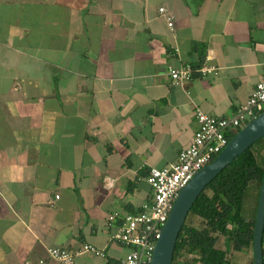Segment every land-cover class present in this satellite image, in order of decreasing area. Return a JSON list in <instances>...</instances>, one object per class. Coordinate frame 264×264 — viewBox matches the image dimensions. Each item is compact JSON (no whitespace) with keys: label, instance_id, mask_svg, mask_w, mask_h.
I'll use <instances>...</instances> for the list:
<instances>
[{"label":"crops","instance_id":"0c3cea01","mask_svg":"<svg viewBox=\"0 0 264 264\" xmlns=\"http://www.w3.org/2000/svg\"><path fill=\"white\" fill-rule=\"evenodd\" d=\"M184 66L214 72L171 85ZM262 81L264 0H0V264H56L50 248L119 264L107 216L149 202L144 178L189 145L195 110L230 118Z\"/></svg>","mask_w":264,"mask_h":264},{"label":"built area","instance_id":"2783aa9c","mask_svg":"<svg viewBox=\"0 0 264 264\" xmlns=\"http://www.w3.org/2000/svg\"><path fill=\"white\" fill-rule=\"evenodd\" d=\"M156 13L165 19L167 27L170 28L172 17L166 14L165 9L158 8ZM195 72L201 75L211 74L214 69L206 66H202L197 71L190 66L179 69L168 68L165 76L171 85L181 87L191 81V76ZM263 111L264 81L255 84L247 100L230 118L209 117L195 110L196 129L191 134L189 145L180 150L175 161L165 168L148 170L144 182L151 192L149 202L142 204L134 214L124 213L120 216L117 212H111L107 216L106 226L114 225L115 230L110 237L111 241L128 250L119 264H149L160 228L167 220L176 194L197 171L217 156L236 132ZM78 252L100 255L87 245L81 246ZM45 254L46 259L56 264L73 263L72 253L65 249L50 248ZM37 263L42 264L39 261Z\"/></svg>","mask_w":264,"mask_h":264},{"label":"trees","instance_id":"16d2710c","mask_svg":"<svg viewBox=\"0 0 264 264\" xmlns=\"http://www.w3.org/2000/svg\"><path fill=\"white\" fill-rule=\"evenodd\" d=\"M263 150L264 139H260L197 195L181 224L171 264H233L231 254L251 253L254 218L243 217L242 204L248 184L260 185ZM260 254L264 261L262 240Z\"/></svg>","mask_w":264,"mask_h":264},{"label":"water","instance_id":"95a60500","mask_svg":"<svg viewBox=\"0 0 264 264\" xmlns=\"http://www.w3.org/2000/svg\"><path fill=\"white\" fill-rule=\"evenodd\" d=\"M264 139V111L236 132L215 158L196 172L195 176L176 194L165 224L155 242L149 264H171L175 242L188 211L197 195L237 158L258 140ZM262 177L257 193V206L252 224L251 258L252 264H263L261 257L262 222L264 221V151Z\"/></svg>","mask_w":264,"mask_h":264},{"label":"rangeland","instance_id":"374dc122","mask_svg":"<svg viewBox=\"0 0 264 264\" xmlns=\"http://www.w3.org/2000/svg\"><path fill=\"white\" fill-rule=\"evenodd\" d=\"M236 264H240V263L237 262Z\"/></svg>","mask_w":264,"mask_h":264}]
</instances>
